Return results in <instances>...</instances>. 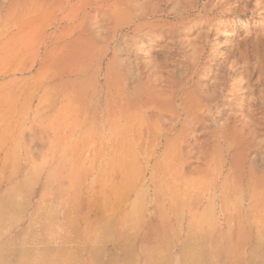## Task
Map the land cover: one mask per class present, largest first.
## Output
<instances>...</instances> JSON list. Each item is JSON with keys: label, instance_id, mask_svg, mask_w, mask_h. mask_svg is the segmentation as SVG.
<instances>
[{"label": "rangeland", "instance_id": "rangeland-1", "mask_svg": "<svg viewBox=\"0 0 264 264\" xmlns=\"http://www.w3.org/2000/svg\"><path fill=\"white\" fill-rule=\"evenodd\" d=\"M116 1L72 0L66 6L62 0H0L1 67L8 63L13 68L30 66L35 51L44 55L48 37L62 34L66 39L59 45L73 41L67 49L79 57L73 68H85L82 77L92 85L81 102L85 129L94 118L104 119L102 111L112 91L104 83L107 68L111 80L122 72L125 101L138 103L131 117L138 119L145 134L154 129L177 142L183 149L181 162L190 164V176L203 170L209 178L217 175L212 188L220 191L224 183L231 188L225 187L233 193V202L244 206L248 177L239 187L234 179H225V170L232 154L241 151L248 158L247 173L252 157L257 167L263 165L256 149H264V0ZM62 18L55 32L54 24ZM4 57L7 65L1 62ZM37 69L36 65L24 78L33 77ZM124 71L134 74V84ZM74 72L63 74L61 81L72 78ZM137 85L144 90L135 100ZM33 93L37 95L34 105L12 120L25 128L18 156L10 151L4 168L0 157V206L6 198L18 205L15 211H0V264H264V240L256 239L264 238L261 229L252 235L244 230L232 248L209 245L219 234L208 227L193 232L202 243L183 247L186 231L178 233L168 221L166 230H157L158 242L141 241L148 236L143 224L127 235L134 243L119 248L110 229L95 232L82 205L91 183L88 155L78 164L61 162L55 168L58 159L54 161L53 154L70 125L60 121L57 137L51 125L57 121L59 105L55 111L37 114L42 93L33 86L16 98L17 104L28 101ZM207 95L211 96L208 101ZM147 99L153 102L145 109L142 102ZM148 108L154 111V119L147 114ZM32 126L43 136L41 148L36 146ZM0 129H4L0 145L16 149L15 128ZM251 136L257 139L247 143ZM216 147L222 149L225 162L220 176L212 162ZM143 157L139 152L140 168L145 165ZM12 187L15 192H10ZM229 196L224 195L228 204Z\"/></svg>", "mask_w": 264, "mask_h": 264}, {"label": "bare ground", "instance_id": "bare-ground-1", "mask_svg": "<svg viewBox=\"0 0 264 264\" xmlns=\"http://www.w3.org/2000/svg\"><path fill=\"white\" fill-rule=\"evenodd\" d=\"M71 1L62 0V3L67 6ZM117 1L122 3L125 0ZM63 22V18L57 20L54 24L55 32ZM65 39L62 34L50 35L44 48V55L39 50L35 51L33 61L28 67L13 68L8 63L7 57L1 59V62L8 65L1 67L3 63H0V81L2 80L0 127H13L16 133L18 132V137L15 139L16 149L12 147L5 149V146L0 145L1 167L4 168L9 161L10 151L18 156L17 149L22 145L21 137L25 128L23 124H14L12 120L18 114L19 117L27 114L29 105H34L37 95L33 93L28 97V101H22L20 104H17L16 98L25 96L27 90L33 86L42 93L36 104L37 114L40 111H55L57 104L59 105L57 112L61 118L59 120L57 116L56 123L51 125L57 130V137H59L60 121L65 122L67 126L70 125L67 137L60 142L53 154L54 161L58 159L55 168L61 167V162L65 165L78 164L81 158L88 155L86 160L90 165L91 183L82 205H85L91 218V229L100 234L104 233V229H110L116 236L117 248L127 243H134L135 240L131 242L127 235L130 230L133 228L138 230L143 224L147 227L148 236L141 241L150 239L152 242H158L160 239L157 230H166V221L174 225L176 227L174 230H178V233L186 231L183 247L190 246L191 242L195 244L203 242L201 237L193 236L197 228L208 227L209 231L219 234L216 240L211 238L208 241L209 245L228 244L229 246L226 247L229 248H232L236 239L241 238L246 229L249 230L250 235L255 229L264 232V149L261 151L256 149L263 163L261 168L257 167L254 156L248 165L247 173L245 171L247 156L241 151L232 154L230 167L225 170V179H234L239 187L248 177L244 190L247 202L241 206L239 202H233V193L225 189L229 187H224V183L220 191L216 187L212 188L217 175L215 178L212 176L209 178V174L203 170L200 175L190 176L192 174L190 164L181 162L184 154L177 142H172L165 138L163 133L154 129L145 134L138 119L131 117L136 114L133 106L138 103L125 101L126 90L122 84V72L114 74L111 80L109 68L104 75V83L109 91L110 88L112 91L110 97H107V109L102 111L104 119L97 122L98 120L94 118L85 129V112L81 102L85 101L92 85L89 78L82 77L85 68H73L79 60L76 54L68 53L67 50L73 45V41L59 45ZM52 44L57 46L48 51ZM36 65L38 69L33 77L24 78ZM67 72H74L73 77L61 81L60 78ZM124 73L134 84V74L128 71ZM17 75L19 78H12ZM142 88L141 85L136 86L138 93L135 100L142 96L140 94L144 90ZM63 89L67 91L64 92ZM210 98L211 96L207 95L204 99L208 101ZM152 102L150 99L143 101V108L146 109ZM153 112L150 108L147 109L148 115L154 114ZM96 115L97 113L93 117ZM150 118L154 119V116L151 115ZM3 131L4 129H0V137ZM30 131L37 140L36 146L41 148L42 134L33 126ZM256 139L251 136L246 138V142L252 143ZM162 147L165 148L162 154L158 155ZM215 151L216 156H212V162L217 165V173L220 176L225 169L223 151L217 147ZM139 152L144 154L145 165L142 168L138 163ZM59 155H62L61 159ZM178 162H181L180 166ZM178 171L179 175L176 174ZM9 190L15 192L16 189L12 187ZM239 190L237 193L240 192ZM217 192H220V196H216ZM226 192L230 195L229 204L226 202L228 199L224 197ZM205 201H207L206 205ZM4 202L5 205L0 206V211L5 213L18 209L17 203L13 200L6 198ZM135 213L138 214L137 218ZM256 239L264 240L263 236Z\"/></svg>", "mask_w": 264, "mask_h": 264}]
</instances>
